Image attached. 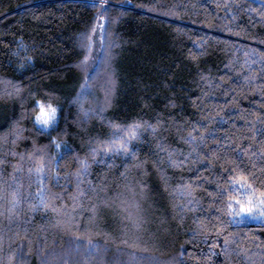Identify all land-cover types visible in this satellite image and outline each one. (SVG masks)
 Masks as SVG:
<instances>
[{"label": "trees", "instance_id": "obj_1", "mask_svg": "<svg viewBox=\"0 0 264 264\" xmlns=\"http://www.w3.org/2000/svg\"><path fill=\"white\" fill-rule=\"evenodd\" d=\"M262 12L264 0H0V264H264V221L235 222L226 204L238 194L220 195L233 160L264 192V138L252 139L264 128ZM36 100L58 108L54 129L34 125ZM109 122H147L135 158L91 163L96 141L117 131ZM246 147L256 156L237 158ZM41 162L59 216L32 211L40 183L29 169Z\"/></svg>", "mask_w": 264, "mask_h": 264}, {"label": "snow or ice", "instance_id": "obj_2", "mask_svg": "<svg viewBox=\"0 0 264 264\" xmlns=\"http://www.w3.org/2000/svg\"><path fill=\"white\" fill-rule=\"evenodd\" d=\"M106 3V0H101V6ZM95 6V5H93ZM264 15V12L261 13ZM102 18V17H101ZM93 31H95V28H93ZM90 41L89 37H85ZM82 47H85L86 49H90L91 44L90 42L88 44H82ZM88 61V55L85 54L84 60L81 61L82 64H86ZM202 79H206V77L201 76ZM115 89V82L113 79H109L108 87L106 88V97H105V105H110L111 97L114 93ZM19 91V89H17ZM175 106V105H173ZM38 109V111H37ZM103 111V109H100L95 113V115H100V113ZM34 112V125L37 127L38 131L41 133H44L48 131L49 129H54L57 125L58 121V108L54 106L50 102H45L44 100H36L35 107L33 109ZM93 113L91 110H85L83 112L84 121L89 118L90 115ZM163 123L161 120H157V123L155 125L147 124V122L141 123V122H134L132 124H129L127 126H122L120 124H117L115 122H109V126L113 129H116V132H113L112 136L105 140H97L96 147H92L90 149V156H91V163H105V157H109L110 155L115 154H123L125 156H131L133 159L135 158V151L130 150V145L133 140L139 139V132L142 127H144V124H147V127L152 130V132L155 134L158 130V127H162ZM255 126L252 125L251 128H254ZM250 128V130H251ZM197 129L195 126L192 127V131L188 133V136L185 139L186 143H193L196 141L197 137L193 135V132H195ZM19 131H23L22 129ZM256 135H259L260 137L264 138V128H255L254 135L252 139H255ZM19 138V137H18ZM201 140H203V136L200 137ZM52 143L55 145L57 149L61 148V143L57 142L56 138H52ZM158 147L161 149V151H167L168 154V162L173 167H182L183 166V160H180L176 158L174 150H167L164 148L163 144H159ZM13 155H16V153H12ZM38 155V150H34L32 153L28 154V159L31 160L33 156ZM100 157L99 160H97V157ZM240 156H248L249 159H251L252 156H256V152L251 151L250 147L242 148L240 149V152L237 154V158ZM24 156H21L20 159L24 160ZM217 159H220L221 157L217 156ZM264 158V157H262ZM39 159L43 161V157L39 156ZM186 159V158H185ZM2 163V161H0ZM91 163H89L88 159H81L79 161L80 168L77 172V184L82 182L80 180V177L86 176L88 173V169L91 167ZM231 163L234 165L230 171L234 174L230 179L227 180V183L229 185V188L221 191L220 195L223 197L225 192H231L238 195L232 196L229 201L226 204L227 209V215L231 217H239L240 221L243 222L244 216L246 215L250 219H261L264 220V192H261L259 196H257V189L253 186L252 183H248V178L243 174V169L240 168V164H238L235 160L231 161ZM240 163H243L241 160ZM46 170L47 165L41 162L38 167L35 169H29L30 172H35V175L39 178L38 183H40V190L37 193V199L38 203L32 205V211H39L41 209L44 210H50L53 213H56L58 216L60 215V210L56 207L55 201L59 199V197L55 194H50L48 190L44 186V179H46ZM123 175V174H122ZM58 178V177H57ZM252 179L255 180L256 177L252 176ZM194 189L191 188V185L183 186V194L187 196H191ZM18 202H14L13 207H15V204ZM188 203H192L191 200L188 201ZM61 219L56 220L55 226H59L61 223H63ZM67 222H72V217H68ZM202 228L206 229L208 232L212 230V228H215L217 236L223 235V232L225 231V228L223 226V223L220 225H209L207 223H202ZM91 243V241H89ZM224 247L227 249V246L229 244V240L227 237L224 238Z\"/></svg>", "mask_w": 264, "mask_h": 264}, {"label": "rangeland", "instance_id": "obj_3", "mask_svg": "<svg viewBox=\"0 0 264 264\" xmlns=\"http://www.w3.org/2000/svg\"><path fill=\"white\" fill-rule=\"evenodd\" d=\"M60 149H61V148H59V149L56 148V150H57L58 152H60ZM232 218H233V219H236L235 222H239V221H240V218H239V217H232ZM243 221L248 222L249 224H258V223H262L264 220H261V219H250V218H248V217L245 215Z\"/></svg>", "mask_w": 264, "mask_h": 264}]
</instances>
